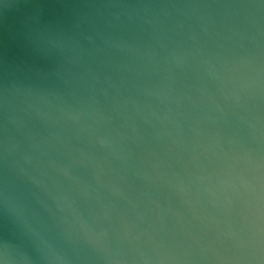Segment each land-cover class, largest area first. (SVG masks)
<instances>
[{"label":"water","instance_id":"water-1","mask_svg":"<svg viewBox=\"0 0 264 264\" xmlns=\"http://www.w3.org/2000/svg\"><path fill=\"white\" fill-rule=\"evenodd\" d=\"M0 264H264V0H0Z\"/></svg>","mask_w":264,"mask_h":264}]
</instances>
